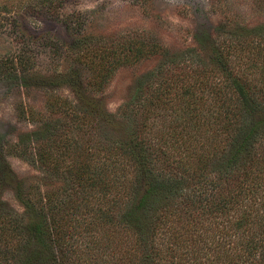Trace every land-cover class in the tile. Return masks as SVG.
I'll use <instances>...</instances> for the list:
<instances>
[{"label":"trees","instance_id":"trees-1","mask_svg":"<svg viewBox=\"0 0 264 264\" xmlns=\"http://www.w3.org/2000/svg\"><path fill=\"white\" fill-rule=\"evenodd\" d=\"M216 55L222 77L198 94L179 81L204 68L142 76L119 107L128 138L79 136L88 120L66 100L19 135L12 152L60 184L18 186L22 212H0V264H264V66L248 79Z\"/></svg>","mask_w":264,"mask_h":264},{"label":"rangeland","instance_id":"rangeland-1","mask_svg":"<svg viewBox=\"0 0 264 264\" xmlns=\"http://www.w3.org/2000/svg\"><path fill=\"white\" fill-rule=\"evenodd\" d=\"M262 26L264 0H0V212L21 213L18 186L43 176L12 146L45 116H59L53 104L66 100L85 113L89 125L79 136L128 138L133 124L119 107L142 76L181 64L204 68L206 77L179 81L198 94L199 80L222 77V51L229 69L257 78ZM135 39L150 44L133 59L127 48ZM44 179L52 190L60 184Z\"/></svg>","mask_w":264,"mask_h":264}]
</instances>
